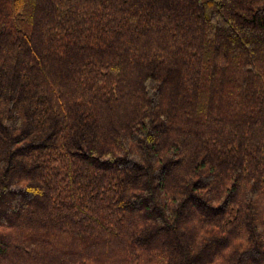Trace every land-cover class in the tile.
Returning <instances> with one entry per match:
<instances>
[{
    "label": "trees",
    "instance_id": "trees-1",
    "mask_svg": "<svg viewBox=\"0 0 264 264\" xmlns=\"http://www.w3.org/2000/svg\"><path fill=\"white\" fill-rule=\"evenodd\" d=\"M0 264H264V0H0Z\"/></svg>",
    "mask_w": 264,
    "mask_h": 264
}]
</instances>
